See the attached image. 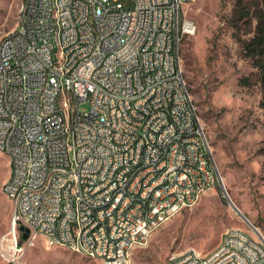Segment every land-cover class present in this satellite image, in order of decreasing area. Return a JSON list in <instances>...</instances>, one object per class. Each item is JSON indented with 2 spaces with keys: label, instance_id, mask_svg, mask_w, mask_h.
<instances>
[{
  "label": "built area",
  "instance_id": "1",
  "mask_svg": "<svg viewBox=\"0 0 264 264\" xmlns=\"http://www.w3.org/2000/svg\"><path fill=\"white\" fill-rule=\"evenodd\" d=\"M132 1L125 7L117 0H22L15 35L0 43V53H19V62H0L1 153L13 172L9 186H3L14 191L11 259L23 258L40 238L51 245L53 235H61V243H76L85 257L105 264V256H117L116 264H131L139 241H150L183 211L184 201L195 206L196 187L207 193L221 184L214 160L211 167L199 166L210 145L193 99L184 93L181 47L196 27L181 11V0ZM51 11H58L60 25L50 23ZM80 12H88L89 24L80 22ZM80 28H87V36H80ZM54 41H61L60 65L43 73ZM124 41L140 44L145 55L128 54ZM98 64L106 65L103 82L92 80ZM45 80H52V87H45ZM160 81H169V88L160 89ZM77 82L90 85L86 100L73 94ZM129 84H137L138 92L131 113H123ZM27 89H36L32 104L24 103ZM140 91H148L145 105H137ZM96 102H104V111H96ZM47 122H54V129H47ZM26 124H33L35 138L25 139ZM94 124L106 125V132L92 135ZM135 124H142V134L130 137ZM156 127L164 128L160 152L148 150L143 171L129 173L137 146H148ZM43 135H54V147H42ZM117 139H125L126 147L111 152ZM171 146H178V157H171ZM119 153H126V160H119ZM16 155H23V162H16ZM111 159H118V166H111ZM161 163H168L167 176L148 175L140 194H133L128 178ZM205 171L216 173L214 187L202 181ZM24 178H32V185H24ZM102 178L116 182V189L125 187V197L109 196L108 187L97 186ZM65 179H73L70 195H63ZM89 182H96V190H89ZM130 199H137V207L125 211ZM112 204H119V213L108 216ZM61 215H69V222H61ZM116 223H124V230H116ZM249 226L259 242L232 229L211 253L193 249L168 264H264V235ZM21 227L28 230L26 240ZM67 229L76 230V240L67 238ZM1 257L10 261L4 252Z\"/></svg>",
  "mask_w": 264,
  "mask_h": 264
},
{
  "label": "rangeland",
  "instance_id": "2",
  "mask_svg": "<svg viewBox=\"0 0 264 264\" xmlns=\"http://www.w3.org/2000/svg\"><path fill=\"white\" fill-rule=\"evenodd\" d=\"M21 1L0 0V40L15 30ZM117 1L125 7L133 4ZM184 13L196 27L181 47L184 76L221 184L138 245L131 264H168L191 249L211 253L232 229L259 242L250 224L264 235V57L247 49L257 34L264 37V0H191ZM9 171L10 160L0 151V264H102L51 246L47 237L38 239L23 258L11 259L14 207L3 189Z\"/></svg>",
  "mask_w": 264,
  "mask_h": 264
},
{
  "label": "bare ground",
  "instance_id": "3",
  "mask_svg": "<svg viewBox=\"0 0 264 264\" xmlns=\"http://www.w3.org/2000/svg\"><path fill=\"white\" fill-rule=\"evenodd\" d=\"M191 0H181V11H184L186 3ZM19 19H23V8L20 9ZM80 22L82 24H89L88 12H80ZM50 23L52 25L61 24V16L58 15V11H51ZM15 35V30L6 35L3 39ZM80 36H87V28H80ZM124 49L127 50L130 55H145V48L132 41H124ZM60 50L61 41H54L50 45L48 53L49 63L43 65V73H52L54 71V65H60ZM0 62L4 65H11L12 62H19V53H0ZM106 72L105 64H98L92 68V80L95 82H103V73ZM45 87H52V80H45ZM169 88V81H160V89ZM129 91L124 93V99L122 100L123 113H131V105L136 100V92H138L137 84H129ZM184 93L189 99H193L187 85H184ZM73 94H79V100H86L87 96L91 94V87L86 82H77L73 84ZM36 97V89H27L24 94V103L32 104V101ZM148 98V91H140V95L137 97V105H145V99ZM0 104H2V96H0ZM193 106L197 109L193 100ZM96 111H104V102H96ZM195 118H199L198 110L195 111ZM201 121V120H200ZM3 128V121H0V130ZM47 129H54V122H47ZM102 132H106V125L94 124L92 126V135H100ZM142 134V124H135L130 129V137H139ZM164 136V128L156 127L151 136H149L148 146H137V152H134V160L128 164V172L136 173L143 171L144 153L160 152L161 137ZM35 138V130H33V124H26L25 139ZM42 147L52 148L54 147V135H43ZM126 147L125 139H117L111 142L110 151L120 152ZM0 151L4 152V144H0ZM171 157H178V146L170 147ZM119 160H126V153H119ZM16 162H23V155H16ZM212 158L210 148H205V153L199 159V166L211 167ZM111 166H118V159H111ZM214 169L215 165H214ZM168 163H161L160 166L147 167V174H137L134 178H128V185L133 186V194H140V187L144 182L148 181V175L153 177L167 176ZM10 179H13V172H10V177L4 186H9ZM202 181L207 182V187H214L216 182V173L212 171H205L202 173ZM24 185H32V178H24ZM219 184H216V187ZM97 186L108 187L109 196L114 198L125 197V187H118L116 189V182H111L109 178L97 179ZM4 192L14 201V191L4 187ZM73 190V179H65L63 183V195H70ZM89 190H96V182H89ZM206 194L203 187H196L195 190V206L201 200L202 196ZM137 207V199L127 200L125 203V211H133ZM192 208L191 201H184L183 210ZM119 213V204H112L108 207V216H115ZM61 222H69V215H61ZM116 230H124V223H116ZM67 238L69 240H76V230L67 229ZM147 241H139L138 245H143ZM61 235H53L51 246H62L69 250L82 253V247H78L76 243L64 242L61 243ZM193 249L184 252L183 254L192 253ZM93 258L94 257H89ZM100 260L102 263V259ZM117 256H105V264H116Z\"/></svg>",
  "mask_w": 264,
  "mask_h": 264
},
{
  "label": "trees",
  "instance_id": "4",
  "mask_svg": "<svg viewBox=\"0 0 264 264\" xmlns=\"http://www.w3.org/2000/svg\"><path fill=\"white\" fill-rule=\"evenodd\" d=\"M251 47H253L256 50H259L258 55L260 57H264V37L257 34L248 44L247 49L250 51ZM261 70L263 72V80H264V64L261 62Z\"/></svg>",
  "mask_w": 264,
  "mask_h": 264
},
{
  "label": "water",
  "instance_id": "5",
  "mask_svg": "<svg viewBox=\"0 0 264 264\" xmlns=\"http://www.w3.org/2000/svg\"><path fill=\"white\" fill-rule=\"evenodd\" d=\"M237 210H238V209H237ZM20 231H21V232H24V234H23V239H24V240L28 239V230L24 229V227H21V228H20Z\"/></svg>",
  "mask_w": 264,
  "mask_h": 264
},
{
  "label": "crops",
  "instance_id": "6",
  "mask_svg": "<svg viewBox=\"0 0 264 264\" xmlns=\"http://www.w3.org/2000/svg\"><path fill=\"white\" fill-rule=\"evenodd\" d=\"M58 247H61V246H58ZM138 247H140V246H138ZM134 251V250H133ZM133 251H132V253H133ZM131 256H132V254H131ZM98 262V261H97ZM101 262V261H100ZM99 263V262H98Z\"/></svg>",
  "mask_w": 264,
  "mask_h": 264
}]
</instances>
